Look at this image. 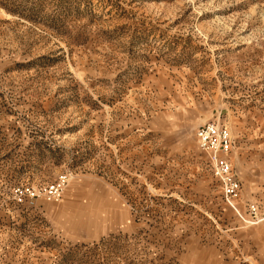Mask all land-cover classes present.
Segmentation results:
<instances>
[{
  "label": "rangeland",
  "instance_id": "1",
  "mask_svg": "<svg viewBox=\"0 0 264 264\" xmlns=\"http://www.w3.org/2000/svg\"><path fill=\"white\" fill-rule=\"evenodd\" d=\"M208 121L236 140L249 219L264 0H0V264H264V221L197 142Z\"/></svg>",
  "mask_w": 264,
  "mask_h": 264
},
{
  "label": "built area",
  "instance_id": "2",
  "mask_svg": "<svg viewBox=\"0 0 264 264\" xmlns=\"http://www.w3.org/2000/svg\"><path fill=\"white\" fill-rule=\"evenodd\" d=\"M196 138L200 148L208 155L214 176L221 182L222 193L227 203L247 223L255 224L264 221V210L260 211L257 205H249L250 218L246 219L234 203L241 198L242 184L231 161L236 140L230 129L218 121H208L197 128ZM62 183L52 185L50 192L59 196Z\"/></svg>",
  "mask_w": 264,
  "mask_h": 264
}]
</instances>
